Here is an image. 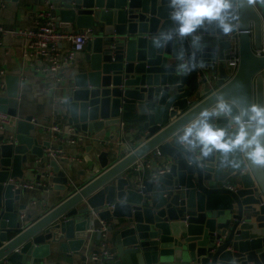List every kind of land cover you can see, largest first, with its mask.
<instances>
[{
  "label": "water",
  "instance_id": "water-1",
  "mask_svg": "<svg viewBox=\"0 0 264 264\" xmlns=\"http://www.w3.org/2000/svg\"><path fill=\"white\" fill-rule=\"evenodd\" d=\"M50 2L66 30L92 31L58 80L55 114L88 135L101 171L82 184L69 181L70 166L47 155L53 143L32 114L0 130V260L29 264L56 248L78 253L98 218L109 223L103 264H264V166L239 145L216 147L192 133L180 140L205 120L235 135L223 113L201 115L218 98L245 112L264 105V0H233L228 31L208 21L179 28L170 0ZM236 26L240 60L227 79L224 36ZM1 82L0 111L15 117L25 79L0 72ZM122 122L145 136L126 153ZM157 146L153 165L132 168ZM31 155L44 163L36 175L43 187L67 195L52 207L29 205L30 188L16 184L25 164L32 169Z\"/></svg>",
  "mask_w": 264,
  "mask_h": 264
},
{
  "label": "crops",
  "instance_id": "crops-1",
  "mask_svg": "<svg viewBox=\"0 0 264 264\" xmlns=\"http://www.w3.org/2000/svg\"><path fill=\"white\" fill-rule=\"evenodd\" d=\"M3 2V6L0 7V25L7 29H26L31 27L32 21L30 14L43 7V3L36 0H3ZM59 24L65 29L64 23ZM67 47L68 42L63 41L61 49ZM81 54L82 50L78 51L75 57L77 58ZM42 63L41 61L24 55V39L22 37L11 33L2 35V45L0 46V72L18 73L22 79H25V82L21 84L17 116H13L12 123H15L16 117L22 118L27 114H32L40 125L48 126L54 122H60L62 130L65 131L66 127L70 124H68L66 119L61 118L59 121L55 114L56 86L58 84L57 78L59 73L44 71L42 68L44 64ZM65 72H67L66 65L63 66L61 73L65 74ZM120 127V141L122 142L121 147L123 151L125 149L124 153L130 149L132 144L136 146L145 139L143 131L132 122H122ZM42 131L45 132L42 139L49 138L51 143H53V147L51 148L60 149L59 152L66 157L72 156L78 158V160L74 161L70 159H61L58 152L52 157L56 159L60 165L70 166L66 171L69 181L75 184H82L101 171V168L99 169L98 167V160L96 159L94 149L89 148L91 140H89V137H86L88 136L87 134L79 132L80 136L78 139L72 142H63L62 147L59 148L61 141L59 142L56 139H52L50 135H48V130L42 128ZM64 134L66 133H63V135ZM49 149L50 148L45 149L46 153ZM31 156L33 159V164H30L32 169H27L28 164H25L24 177L19 181L35 180L40 182V184L30 188L24 199L31 206L41 203L45 206L52 207L67 195L60 189L49 187L45 189L43 187L47 182L44 181L45 179L42 176L41 179L38 180L36 175L44 169V163L40 161V158H35L33 155ZM155 157L156 155L151 156L150 166L155 163L157 159ZM63 160H65V162ZM52 184L53 183H50V186H52ZM95 240L96 232H94V236L91 240H88L78 253L70 252V254H68L56 248L49 256L41 259H34L29 264H99V262L93 261L88 256Z\"/></svg>",
  "mask_w": 264,
  "mask_h": 264
},
{
  "label": "built area",
  "instance_id": "built-area-1",
  "mask_svg": "<svg viewBox=\"0 0 264 264\" xmlns=\"http://www.w3.org/2000/svg\"><path fill=\"white\" fill-rule=\"evenodd\" d=\"M36 1H41L43 3V7L39 8L37 11H33L30 14L32 21L31 27L26 29H7L0 25V46L2 45L3 34L11 33L13 35L22 37L24 39V55L43 62L42 64L44 65L42 68L44 71L55 72L57 74L59 73L57 78V80H59L62 78L61 72L63 66L70 62V60H73L76 56V53L83 49L87 40L92 36V31L89 28L77 31H68L62 28L50 12L51 0ZM3 4V0H0V7L3 6ZM237 35L238 28L236 26L233 31L227 33L224 36V39L229 41V46L224 48L222 58L226 68L227 79L233 75L240 60ZM63 41L68 42V47L65 49H61ZM258 53L264 54V44ZM3 87L4 83L1 82L0 88ZM13 118L14 117L12 115L0 111V130H4L13 126ZM41 127L45 130H48L52 139H56L59 142L61 141V144L63 142L75 141L80 136L79 133L76 132L75 126L72 124L68 125L65 131L62 130V125L60 122H54L48 126L41 125ZM63 133L66 134L63 135ZM59 151L60 149L58 148H50L47 151V155L53 157L58 152L61 159H70L72 161L78 160L76 157H66ZM160 154L161 149L159 146L153 148V150L147 152L142 157L137 158L132 163L133 169L138 171L147 169L150 166L151 156H160ZM16 184L17 186H21L23 188H33L34 186L39 185L40 182L35 180H22L18 181ZM91 212H93V214L95 213L93 209ZM108 225L109 223L107 220L98 218H96L95 221L90 225V228L96 232V240L94 241L93 247L88 253V256L93 261L99 262V264H103L101 263V259L108 253ZM0 264L11 263L7 258H2L0 260Z\"/></svg>",
  "mask_w": 264,
  "mask_h": 264
},
{
  "label": "clouds",
  "instance_id": "clouds-1",
  "mask_svg": "<svg viewBox=\"0 0 264 264\" xmlns=\"http://www.w3.org/2000/svg\"><path fill=\"white\" fill-rule=\"evenodd\" d=\"M170 3L173 7L172 18L178 22L179 28L185 31L205 21L215 22L224 31L231 27L229 17L234 7L233 0H170ZM232 108L236 109L235 115L232 114ZM209 112L213 115L223 113L229 121V126L235 127V135L228 136L226 129L214 128L205 120L195 130L186 127L180 136L182 143L188 133H192L194 140L201 143L205 140L211 141L216 147L231 148L233 145H239L241 154L246 159L264 166V105L251 104L245 112L235 101L218 98L214 105L204 110L201 115ZM245 114L247 119H244Z\"/></svg>",
  "mask_w": 264,
  "mask_h": 264
}]
</instances>
